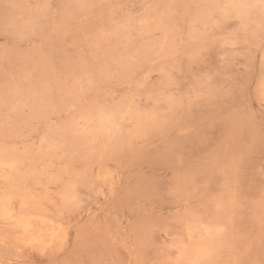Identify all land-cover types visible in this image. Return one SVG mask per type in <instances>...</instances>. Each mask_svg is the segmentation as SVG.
Returning <instances> with one entry per match:
<instances>
[{"label": "snow or ice", "instance_id": "1", "mask_svg": "<svg viewBox=\"0 0 264 264\" xmlns=\"http://www.w3.org/2000/svg\"><path fill=\"white\" fill-rule=\"evenodd\" d=\"M97 6L102 5H80L85 9ZM145 7L171 10L193 6L168 3ZM203 7L211 10L203 24L204 30H197L198 34L195 35L189 32V38L181 41L189 45L193 41L200 42L194 55L181 53L179 44L169 41L168 20L165 17H161L154 27L150 25L147 30H140L154 38L152 50L159 49L156 54L162 59L169 60L172 64L184 63L186 59L188 75L191 77L179 80L174 75V68L167 71L162 69L159 91L150 94V104L143 109L137 107V95L130 91V86L121 94L114 87V76L106 75L103 69H100L97 75L96 65L86 58L84 49L80 48L81 44L94 46L87 29L79 31L78 35L65 31L54 42V50L48 54L49 59L59 62L62 74L68 73V79L72 83L66 95L70 98L73 108L80 109L79 119H74L67 126L66 135L54 146L57 153H64L69 163L62 166L59 172L44 171L39 174L38 192L36 188H29L27 183L23 184L19 191L10 187L16 184V177L9 169L15 170L16 164L0 162V222L9 230L8 236H11L12 232L16 233V243H11L8 237L0 240L3 245L0 264H225L224 261L216 259L218 249L215 241H222L230 231L226 220L229 211L234 214L241 206L255 207L259 203L260 223L264 226V179L261 180L259 201L251 200L249 204H245L240 184L233 181V176L239 168V160L236 157L217 160L215 166L225 180L219 192L211 187L210 182L202 185L205 189L202 195L206 197V202L193 207L192 193L188 191L197 183L202 172L198 159L186 157L181 143L193 128L182 124L178 117L188 116L194 106L203 108L206 102L212 110L195 114V118L201 122L215 125L241 115L254 121L258 116L261 131L264 133V0H228ZM253 11H258L261 18L260 42L257 45L246 38L243 40L245 47L242 52L248 71L236 77L227 76L228 84L225 88L208 90L211 87V78L200 72L198 65L208 60L213 48L217 46H231L233 54H238L236 50L241 42L240 33L247 30L245 17ZM195 22L200 23L199 20ZM139 23L144 25L146 22L141 19ZM92 27L100 33L110 35L105 31V21L102 17H97ZM71 48H79L78 60L68 57ZM165 49L169 50L167 55L164 54ZM127 50L128 55L124 59L130 63L140 61L142 50L136 47L131 39L128 41ZM92 55L100 58L98 53ZM182 85L188 89L186 95L173 91L180 89ZM136 87L139 90L143 88V84L137 81ZM129 113L139 117L144 128L143 136H124V117ZM55 116L54 112L49 113L48 119L51 123H57ZM169 127L173 135L167 149L168 169L171 173L168 181L161 182V178L149 172L147 176L140 173V179L135 184L125 185L123 180L118 184L116 178L121 168L128 167L132 170L139 165L148 171L149 166H156L161 154L157 152L152 156L147 155L143 151L144 145L139 141L147 140L148 133L153 129L162 130ZM43 143L44 140L41 141V146ZM81 159L91 162L90 171L83 169V172L89 175L90 194L95 192L98 197L103 193L105 201H115L119 189L118 208L127 213L128 223L124 225V230L128 236L150 239L162 226L183 225L185 234L178 241L174 240L171 246L174 251L168 254L169 259L150 260L143 245L129 247L125 241L122 247L127 258L114 260L112 257L116 253L108 242L111 226L104 228V220L99 215H89V219L83 224L70 222L71 216L83 212L87 204L79 194L82 186L80 181L65 179L68 172L79 168ZM105 161H110L111 166H106ZM27 201H32L42 208L46 203L51 211L40 216L26 213L24 209L27 207ZM168 202L175 204L176 211L168 217L157 216V204ZM17 204H20L19 211L16 210ZM113 219L120 224L118 211ZM46 227L50 235L59 238L58 254L37 260L35 257L43 256L49 247L44 237ZM69 233L75 236L77 244L87 240V258H60L72 247ZM227 264H264V243L258 259L254 258L252 248L245 250L237 247L233 258L227 261Z\"/></svg>", "mask_w": 264, "mask_h": 264}, {"label": "rangeland", "instance_id": "2", "mask_svg": "<svg viewBox=\"0 0 264 264\" xmlns=\"http://www.w3.org/2000/svg\"><path fill=\"white\" fill-rule=\"evenodd\" d=\"M228 0H0V162L15 163V170L9 169L16 177V184L10 187L21 190L27 183L29 188H37L39 174L44 171L59 172L62 166L69 163L64 153H57L54 146L57 141L66 135L65 129L74 119H79V108H73L70 98L66 95L71 81L68 73H61L59 62L51 61L49 53L53 44L65 31L79 34V31L87 29L93 47L81 44L86 58L96 65L97 75L103 69L106 75L115 77L114 87L124 94L126 89L137 95V107L143 109L150 104L149 96L158 92L159 76L162 69L174 68V75L179 80L191 79L188 75L187 60L184 63L172 64L164 60L156 53L159 49H153L154 38L140 30L155 26L161 17L168 20L169 41L179 44V50L186 55H194L200 46L199 41H193L191 45L181 43L189 37V32L198 34L203 31V24L207 21L210 9L203 7L207 4L224 3ZM247 2V0H237ZM181 3L193 7L188 9H171L145 7V5ZM102 5L94 8H82L80 5ZM200 5L201 7H195ZM97 17L105 21L106 35L92 27ZM143 19L146 23L140 24ZM199 20L200 23L195 21ZM246 32H241V42L237 47L238 54H233L231 46L214 47L208 60L198 65L200 72L210 77L211 87L208 90L227 87V76L236 77L248 71L247 61L242 49L245 47L243 40L246 38L257 45L260 42L261 18L258 11H253L245 17ZM124 25V27H121ZM183 29V32H181ZM132 40L136 47L141 48L139 62L130 63L124 59L128 55V41ZM135 50V49H132ZM168 49L164 54L167 55ZM98 53L99 59L92 54ZM79 48H71L68 57L78 60ZM56 65L55 67L53 65ZM139 81L143 88L137 89ZM208 86L206 85V88ZM173 91L179 94H187V87L182 85L180 89ZM119 99V96H117ZM227 105L225 104V107ZM207 103L203 108L194 106L192 113L186 117H178L193 131L188 133L181 141L186 157L198 159L202 175L197 183L188 191L192 193L193 207L201 202H206L202 194L205 189L203 184L209 183L216 191H220L225 177L219 174L215 166L217 160L227 157H236L239 160L237 174L233 181L238 182L244 194V203L251 200L259 201L261 180L264 179V133L261 131L260 118L250 120L243 115L227 120L223 123L211 125L195 118V114L201 111H211ZM56 114L57 123H51L49 113ZM124 136L136 138L144 135V128L140 124L139 117L129 113L124 117ZM171 127L162 130H151L147 140H140L144 145L143 151L149 156L160 153L161 159L148 171L139 165L132 170L128 167L120 169L117 183L123 180L124 184H135L140 179V173L145 176L151 172L161 178V182H167L171 175L168 169L167 149L172 138ZM44 140L41 146V141ZM51 149V150H50ZM106 166H111L110 161H105ZM91 162L86 159L79 161V168H74L65 176L66 180H79L81 187L80 196L87 202L86 208L79 214L71 216V223H85L92 217L104 220L103 227L111 226L109 246L115 251L114 260L126 259L125 250L122 247L127 242L129 247L143 245L148 259L163 261L169 259V253L174 240L184 235L183 225L162 226L158 228L151 238L128 236L124 225L128 223L127 213L118 208L120 199L119 189L115 201H105L104 194L97 197L95 192H89V175L83 172L87 168L90 171ZM98 170V169H97ZM2 183V181H0ZM24 211L37 216L46 215L51 209L45 203L44 207L36 206L32 201H27ZM20 210V204L16 205ZM119 212L120 224L113 217ZM176 211L172 202L157 204V216L168 217ZM260 206H241L233 214L229 211L226 220L230 231L225 234L222 241H215L218 249L216 259L227 261L233 258L234 250L239 247L247 250L253 249L254 258H259L262 243H264V226L260 223ZM67 219V218H66ZM39 223V222H37ZM9 230L0 222V240L9 238L11 243H16L15 232L8 236ZM72 247L61 259H85L88 257V242L82 240L77 244L76 238L69 233ZM45 243L49 245L43 256L37 255L35 259L50 258L58 254L59 238L49 234L48 228L44 230ZM66 243L68 237L65 238ZM208 243H213L208 241ZM3 245L0 244V251ZM139 251L140 249L137 248ZM135 259V256L132 257ZM174 258V257H172ZM187 258V257H186Z\"/></svg>", "mask_w": 264, "mask_h": 264}]
</instances>
